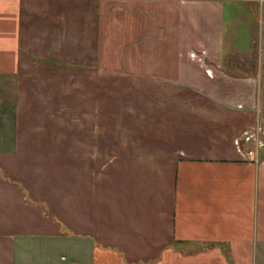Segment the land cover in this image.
I'll return each instance as SVG.
<instances>
[{
    "label": "crops",
    "instance_id": "1",
    "mask_svg": "<svg viewBox=\"0 0 264 264\" xmlns=\"http://www.w3.org/2000/svg\"><path fill=\"white\" fill-rule=\"evenodd\" d=\"M263 1L0 0V264H264Z\"/></svg>",
    "mask_w": 264,
    "mask_h": 264
},
{
    "label": "rangeland",
    "instance_id": "2",
    "mask_svg": "<svg viewBox=\"0 0 264 264\" xmlns=\"http://www.w3.org/2000/svg\"><path fill=\"white\" fill-rule=\"evenodd\" d=\"M260 28H262L261 33L260 35H256L257 39L254 41L251 49L246 53L228 51L227 55L230 61L225 63V67L221 66V69L231 76H256L259 79V87L258 84L257 87L259 91L264 93V22L259 29ZM194 50L199 52L200 48H194ZM260 100L264 103V95L260 96ZM262 109L263 110L260 111V114L262 116L263 123L261 128L258 129L259 134H257V136L260 139L259 148H261L264 152V107H262ZM257 136L255 137V130L249 135V137H253V140H257ZM250 148L254 150L256 149L252 146H250Z\"/></svg>",
    "mask_w": 264,
    "mask_h": 264
},
{
    "label": "built area",
    "instance_id": "3",
    "mask_svg": "<svg viewBox=\"0 0 264 264\" xmlns=\"http://www.w3.org/2000/svg\"><path fill=\"white\" fill-rule=\"evenodd\" d=\"M260 1H263V0H260Z\"/></svg>",
    "mask_w": 264,
    "mask_h": 264
}]
</instances>
